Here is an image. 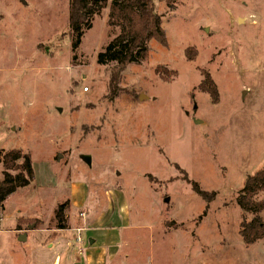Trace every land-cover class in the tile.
I'll list each match as a JSON object with an SVG mask.
<instances>
[{"label":"rangeland","instance_id":"374dc122","mask_svg":"<svg viewBox=\"0 0 264 264\" xmlns=\"http://www.w3.org/2000/svg\"><path fill=\"white\" fill-rule=\"evenodd\" d=\"M153 2L166 45L149 40L110 97L114 64L96 62L119 32L108 6L73 48L69 0H0V150L28 152L34 172L0 211V264H53L58 247L11 229L51 225L68 198L71 215L112 207L99 230L140 234L106 264H264V240L239 234L253 214L235 202L264 167V0ZM205 74L216 101L199 86Z\"/></svg>","mask_w":264,"mask_h":264},{"label":"trees","instance_id":"16d2710c","mask_svg":"<svg viewBox=\"0 0 264 264\" xmlns=\"http://www.w3.org/2000/svg\"><path fill=\"white\" fill-rule=\"evenodd\" d=\"M108 6L107 24L117 27L119 32L103 50L96 55L99 64L113 63L108 80V93L114 96L117 90L118 73L129 63L144 60L148 53V41L153 39L161 45H166V35L161 26V17L156 12L153 0H69L67 27L72 34V47L75 48L83 35V30L90 26V19ZM190 51V52H189ZM188 60L194 58V51L186 49ZM203 91L209 93L213 101L217 92L208 74L199 84ZM0 211L5 199L17 189L26 187L34 178L31 156L21 149L0 150ZM193 191L209 202L213 194L200 189L193 184ZM264 192V167L246 176L235 202L243 211L252 213L249 220L242 219L239 234L245 244L264 240V220L260 212L264 209V200H256L255 196ZM69 201L56 205L53 211L54 226L57 229L66 228L65 210ZM19 228V227H18Z\"/></svg>","mask_w":264,"mask_h":264},{"label":"crops","instance_id":"0c3cea01","mask_svg":"<svg viewBox=\"0 0 264 264\" xmlns=\"http://www.w3.org/2000/svg\"><path fill=\"white\" fill-rule=\"evenodd\" d=\"M66 200L69 201V206L65 210L66 228L57 229L54 226V220L52 221L48 218L47 222H52L51 225L46 224V226L38 227H30L27 225V227L22 228L14 226L11 231H13L15 236H18V240L20 241H28L30 237L36 239V237L41 235L39 244H43L47 248L58 247L60 251L59 254L56 255L53 264H106V260H111L117 256L119 247L122 248L126 245H135L137 241L140 240L139 233L130 235L131 227H105L104 230H99V227H95V224L101 219L114 216V214H110L112 207L110 210L106 211L105 214L100 213L92 215L93 212H91L89 216L82 213L71 215L70 200L69 198ZM101 204L102 199H99L97 207L101 206ZM4 209L5 206L2 210ZM97 211L98 210H96L95 213ZM34 218L46 222L45 218ZM51 218H53V215ZM77 221H83L84 225H77ZM83 235L87 237L88 243H82ZM23 236L24 239H19ZM76 236L81 238L79 243L75 242L74 237ZM82 244L84 245L83 250L80 248ZM131 256L132 250L124 254V257L127 258Z\"/></svg>","mask_w":264,"mask_h":264},{"label":"built area","instance_id":"2783aa9c","mask_svg":"<svg viewBox=\"0 0 264 264\" xmlns=\"http://www.w3.org/2000/svg\"><path fill=\"white\" fill-rule=\"evenodd\" d=\"M83 90L85 91V90H87V88L84 87ZM75 241H76L77 243H79V242L81 241V238H80L79 236H76V237H75Z\"/></svg>","mask_w":264,"mask_h":264},{"label":"water","instance_id":"95a60500","mask_svg":"<svg viewBox=\"0 0 264 264\" xmlns=\"http://www.w3.org/2000/svg\"><path fill=\"white\" fill-rule=\"evenodd\" d=\"M85 160H86L87 162H89V158H88V157H85ZM19 239H24V236L21 237V238H19Z\"/></svg>","mask_w":264,"mask_h":264}]
</instances>
